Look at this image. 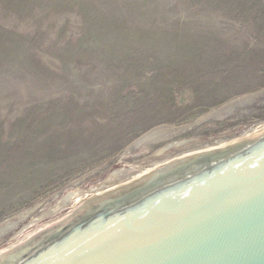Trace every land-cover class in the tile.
I'll list each match as a JSON object with an SVG mask.
<instances>
[{
    "label": "rangeland",
    "instance_id": "374dc122",
    "mask_svg": "<svg viewBox=\"0 0 264 264\" xmlns=\"http://www.w3.org/2000/svg\"><path fill=\"white\" fill-rule=\"evenodd\" d=\"M262 123L264 0H0V225Z\"/></svg>",
    "mask_w": 264,
    "mask_h": 264
},
{
    "label": "water",
    "instance_id": "95a60500",
    "mask_svg": "<svg viewBox=\"0 0 264 264\" xmlns=\"http://www.w3.org/2000/svg\"><path fill=\"white\" fill-rule=\"evenodd\" d=\"M0 264H264V123L35 210L0 231Z\"/></svg>",
    "mask_w": 264,
    "mask_h": 264
},
{
    "label": "bare ground",
    "instance_id": "6f19581e",
    "mask_svg": "<svg viewBox=\"0 0 264 264\" xmlns=\"http://www.w3.org/2000/svg\"><path fill=\"white\" fill-rule=\"evenodd\" d=\"M254 95H257L256 93ZM251 95H247V96H242V97H238L236 99H233L231 101H229L228 103H226L222 108H223V111L225 109H229L231 107H233L235 104H240V103H244L243 101L247 98H250ZM252 99V97H251ZM249 100V99H248ZM253 100V99H252ZM221 108V107H220ZM218 109V108H217ZM222 110V109H220ZM215 111V110H214ZM213 110L211 112H214ZM217 111V110H216ZM219 111V110H218ZM220 112V111H219ZM215 113V112H214ZM225 113V112H224ZM212 114V113H211ZM220 114V113H219ZM207 117V116H206ZM240 129V128H239ZM171 129L170 128H167V127H157V128H153L149 131H147L146 133H144L138 140H136L137 143H145L147 141H150V140H155V139H159L161 137H165L166 134H168V132L170 131ZM190 140H186V139H183V140H180V141H176V142H171L167 145H164L163 147H160V149L157 151L158 153H161V152H169L171 150H175V149H178V148H182L184 147L185 145L189 144ZM157 152H155V154H157ZM123 157V156H122ZM21 214V213H20ZM26 216V215H25ZM24 217V216H23ZM16 218V217H14ZM18 218V217H17ZM22 218V216H21ZM19 219V218H18ZM17 219V221H18ZM14 220V219H13ZM6 222V221H5ZM14 222H16L15 220L14 221H7L6 223L4 224H1L0 225V231L3 230L4 228L8 227L9 225L13 224Z\"/></svg>",
    "mask_w": 264,
    "mask_h": 264
}]
</instances>
